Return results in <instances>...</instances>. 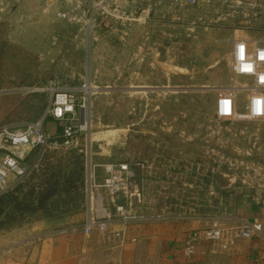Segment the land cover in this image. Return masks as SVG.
Returning a JSON list of instances; mask_svg holds the SVG:
<instances>
[{"label":"rangeland","instance_id":"rangeland-1","mask_svg":"<svg viewBox=\"0 0 264 264\" xmlns=\"http://www.w3.org/2000/svg\"><path fill=\"white\" fill-rule=\"evenodd\" d=\"M40 1L0 0V124L38 119L56 88L76 99V132L70 144L47 149L9 191L15 199L0 216V248L3 231L16 225L39 223L20 238L29 255L54 237L49 232L90 217L104 221L107 213L108 233L122 229L124 240L147 230L185 237L214 220L229 229L243 197L264 191V116L246 114L243 87L251 80L234 75L230 44L244 39L253 49L264 41V21H250L252 9L236 3L227 4L232 19L200 20L193 7L136 0L127 6L135 20H111L110 29L100 17L88 27L80 9L79 22L59 18L69 1L46 0L51 9ZM225 92L232 95L228 115L219 110ZM45 129L61 139L59 123ZM120 162L132 183L112 199L99 186L102 165ZM49 192L53 205L39 207ZM116 205L127 210L126 226L114 216ZM85 212L86 219L65 223L66 215ZM111 259L87 261L122 264L118 255Z\"/></svg>","mask_w":264,"mask_h":264},{"label":"built area","instance_id":"built-area-1","mask_svg":"<svg viewBox=\"0 0 264 264\" xmlns=\"http://www.w3.org/2000/svg\"><path fill=\"white\" fill-rule=\"evenodd\" d=\"M58 1V0H56ZM71 3L69 10L66 12L58 11L56 15L59 18L68 21L79 22L77 10L80 9L83 15L88 12L87 26L93 24L100 17L104 26L111 27V20L123 21L126 19L135 20L133 13L128 12L127 6H132L135 0H64ZM178 2V0H171ZM229 1V0H228ZM226 1V2H228ZM210 3V0H207ZM197 0H186L185 5L195 6ZM229 4V2L227 3ZM93 18L90 19V11ZM129 14V15H128ZM231 67L234 75L250 79L251 83L244 85V90L249 92L246 101V114L249 118H261L264 116V41L256 43L253 49H250L247 40L236 39L233 41L231 52ZM36 90V89H35ZM38 91V90H36ZM50 103L46 107L43 115L38 119L26 121L23 123L6 122L0 124V194L12 191L18 183L24 181L33 167L36 166L37 160L43 155L47 149H57L63 145L72 142L76 125L73 124L76 99L71 93L61 91L56 88L49 90ZM219 110L222 114L228 115L232 113V95L230 93L220 94ZM48 118H52L62 127L61 139L51 136L45 129V122ZM36 151L33 160L30 162L31 152ZM104 176L99 184L104 188L112 199L119 195L125 196L128 187L132 183V172L126 162L106 163L102 165ZM118 221L123 226L129 223V215L123 205L115 206V214ZM112 215L106 214V220H95L91 217L84 225H69L61 227L47 236H58L82 232L88 234L92 230H96L104 235L108 233L109 221ZM190 232L186 235L183 246V252L191 255L194 250L196 238L194 235L198 233L206 240H222L224 238L223 229L219 220H214L211 225L202 231ZM263 233L262 224L257 220H247L239 218L236 220L235 226L231 229L229 237L226 239L227 244H233L238 239L252 238ZM113 238L118 239L119 245L122 246L125 235L122 229L119 231H111ZM118 259L121 257L118 255ZM26 264H32L30 262Z\"/></svg>","mask_w":264,"mask_h":264},{"label":"crops","instance_id":"crops-1","mask_svg":"<svg viewBox=\"0 0 264 264\" xmlns=\"http://www.w3.org/2000/svg\"><path fill=\"white\" fill-rule=\"evenodd\" d=\"M226 1L228 0H210L208 3L207 0H197V5L190 6L185 5L186 0H178L175 3L171 0H163L166 5L193 7L197 15L195 18L200 20L204 17L225 20L234 18L225 14L229 10L227 5L229 2L252 9L250 21H264V0ZM40 2L41 7L51 9L46 0ZM204 10L209 12V15H204L202 13ZM232 48L233 41L230 44V51ZM49 123L57 124L52 118L46 120L45 126L47 127ZM87 216V212L66 215L65 223L77 222L86 219ZM239 218L257 220L262 224L263 233L252 238L238 239L229 245L226 239ZM36 228H39V223L34 222V224L16 225L12 229L3 231L1 237L5 243L0 248V264H26L31 260L35 264H92V262L88 263L87 259L93 255L105 259H116L119 255L122 264H139L143 260L147 261L146 264H264V191L256 189L253 196L243 197V201L237 205L235 213L229 218V229L223 231L225 237L222 240H206L198 233H192L195 234L196 239L193 242L194 250L191 255L183 252L186 236L175 235L170 239L164 233L154 235V232L150 234L148 230L145 237L128 236L122 246L119 245L118 239L110 234L107 233L108 236L103 237L97 234V231H92L90 235H84L82 232L58 235L36 244L28 255V251H24L22 246H19L22 243L20 238Z\"/></svg>","mask_w":264,"mask_h":264},{"label":"trees","instance_id":"trees-1","mask_svg":"<svg viewBox=\"0 0 264 264\" xmlns=\"http://www.w3.org/2000/svg\"><path fill=\"white\" fill-rule=\"evenodd\" d=\"M35 152L36 151H33V152H31V154H30V157H32V156H34V154H35ZM30 159V158H29ZM51 196V193L49 192V193H43L38 199H39V203H38V206L40 207V206H49L50 204L51 205H53V203H51V201L49 202V201H47V199L49 198ZM15 199V197H13V195L11 194V193H2V194H0V216L2 215V214H7V213H5V205H6V203H7V201L9 200H14ZM18 201H16V203H15V207H18ZM25 207H27V208H29L30 206H25ZM14 215V214H13ZM15 216V215H14ZM8 222H9V220L8 221H5V222H1V226H5V225H7L8 224Z\"/></svg>","mask_w":264,"mask_h":264}]
</instances>
